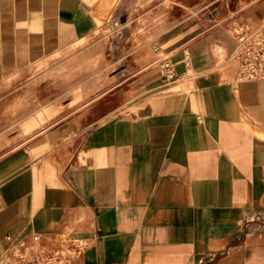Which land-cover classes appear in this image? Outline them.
<instances>
[{
	"label": "crops",
	"instance_id": "1",
	"mask_svg": "<svg viewBox=\"0 0 264 264\" xmlns=\"http://www.w3.org/2000/svg\"><path fill=\"white\" fill-rule=\"evenodd\" d=\"M140 1L0 0V87L126 28ZM234 1L146 30L93 97L0 135V264L33 235L72 264H264V78L235 84L229 59L264 0Z\"/></svg>",
	"mask_w": 264,
	"mask_h": 264
},
{
	"label": "rangeland",
	"instance_id": "2",
	"mask_svg": "<svg viewBox=\"0 0 264 264\" xmlns=\"http://www.w3.org/2000/svg\"><path fill=\"white\" fill-rule=\"evenodd\" d=\"M234 3V0L140 1L136 5L137 15L126 28L112 31L105 25L100 29L104 39L94 47L87 48L91 39L84 41L81 46L68 48L50 61L36 65L28 80L1 86L0 135H10L17 130L18 122L34 113L42 116L51 108L73 107L75 102L81 103L93 97L101 78L125 65L122 58H128L133 45L143 41L146 30L155 33L187 17L196 18L203 10L222 12L226 8L232 9ZM118 25L116 23L114 28Z\"/></svg>",
	"mask_w": 264,
	"mask_h": 264
},
{
	"label": "built area",
	"instance_id": "3",
	"mask_svg": "<svg viewBox=\"0 0 264 264\" xmlns=\"http://www.w3.org/2000/svg\"><path fill=\"white\" fill-rule=\"evenodd\" d=\"M235 47L230 61L235 67L234 83L262 80L264 78V28H250L237 24L232 29ZM162 79L170 84L177 78L172 64H161ZM40 237L33 235L30 243L20 242L14 246L15 264H72L76 252L67 244H58L47 252L38 248Z\"/></svg>",
	"mask_w": 264,
	"mask_h": 264
}]
</instances>
